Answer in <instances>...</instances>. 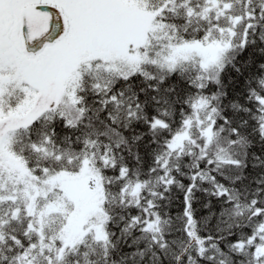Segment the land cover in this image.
<instances>
[{"label": "snow or ice", "instance_id": "obj_1", "mask_svg": "<svg viewBox=\"0 0 264 264\" xmlns=\"http://www.w3.org/2000/svg\"><path fill=\"white\" fill-rule=\"evenodd\" d=\"M0 264H264V0H0Z\"/></svg>", "mask_w": 264, "mask_h": 264}]
</instances>
